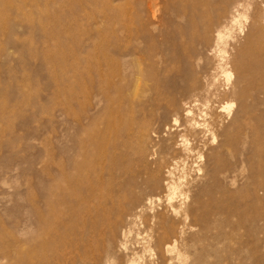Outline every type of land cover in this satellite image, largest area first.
<instances>
[{
    "label": "rangeland",
    "instance_id": "obj_1",
    "mask_svg": "<svg viewBox=\"0 0 264 264\" xmlns=\"http://www.w3.org/2000/svg\"><path fill=\"white\" fill-rule=\"evenodd\" d=\"M221 1L0 0V264H264V71L220 67L262 29L216 42ZM159 168L174 213L122 185Z\"/></svg>",
    "mask_w": 264,
    "mask_h": 264
},
{
    "label": "bare ground",
    "instance_id": "obj_2",
    "mask_svg": "<svg viewBox=\"0 0 264 264\" xmlns=\"http://www.w3.org/2000/svg\"><path fill=\"white\" fill-rule=\"evenodd\" d=\"M218 7H219L218 12L215 13L214 17L209 19L207 26V31L210 32V34L214 33L216 42L222 40L224 35H227V37H229L231 30H233L234 28H238L239 29L238 31L243 32L244 25L247 22L250 23V19L252 20L256 19L258 21L259 27H261L262 29V34H261L262 36L259 35V37L258 36L255 37L256 42L254 44H251V40H252L251 35L249 32L247 33L248 40L242 49L243 50L242 53L243 55H245L244 61L235 62V60H232L230 57L225 55L224 57L222 56L221 58L222 63L220 67L234 66L238 71H246L251 75H257L261 71H264V61H263L264 44H262L264 43V29L262 27L264 23V0H260V2L257 0H222L220 2V5H218ZM211 8H213L212 5ZM250 10H252L251 14L248 13ZM250 24L252 28L253 23ZM256 45L257 46L259 45L261 49L258 50ZM254 46L256 47L254 48ZM210 85H211V89L208 90V93L211 96L215 95L217 91L221 88L220 83L212 82L210 83ZM224 89H229V91L234 94L237 93L235 86H232L231 88L226 87ZM258 91L260 93H264V86L259 87ZM191 92L196 96L198 95L201 96L203 92H205V89L204 88H202L201 90L194 89L191 90ZM208 101L210 100L207 99L206 102ZM95 158L96 157L94 156L92 157L89 156L90 159L89 161H85L82 163H75V172H74V176H76L75 179L82 181L83 179L88 178L90 173L96 171L98 165L96 163L97 159ZM221 163H222V158L216 159L215 162L216 165H221ZM145 170L148 171L149 168L146 166ZM153 172L154 173L151 180L150 179L148 180L146 178H141V180H137V177L133 176L132 178H127L126 180H123L122 185L125 188H130L131 185L135 187H140L142 185L145 186L150 185L153 188V190L156 192L155 197L153 199L152 198L150 199V203L151 204L157 203V207L160 206L161 209L164 210V212H167V210L169 209H171L172 211L174 209V201H176L175 198L177 197L176 196L177 187L175 181L173 180L174 174L170 170H167L166 174H164L160 168L157 171H153ZM146 173L148 174V172ZM219 188H220L219 186H215V187L207 186V189L203 191L206 195H211L212 193H215V191L219 190Z\"/></svg>",
    "mask_w": 264,
    "mask_h": 264
}]
</instances>
